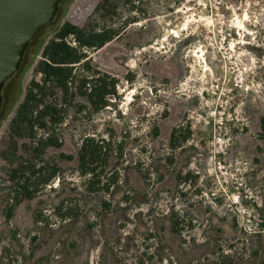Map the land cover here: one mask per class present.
Listing matches in <instances>:
<instances>
[{
    "label": "rangeland",
    "instance_id": "rangeland-1",
    "mask_svg": "<svg viewBox=\"0 0 264 264\" xmlns=\"http://www.w3.org/2000/svg\"><path fill=\"white\" fill-rule=\"evenodd\" d=\"M53 40L88 89L40 129L16 119L62 98ZM1 93L0 264H264V0H61ZM108 133L118 182L88 190L82 140Z\"/></svg>",
    "mask_w": 264,
    "mask_h": 264
},
{
    "label": "trees",
    "instance_id": "trees-1",
    "mask_svg": "<svg viewBox=\"0 0 264 264\" xmlns=\"http://www.w3.org/2000/svg\"><path fill=\"white\" fill-rule=\"evenodd\" d=\"M62 34H76L79 39L80 46L102 44L109 40V37L104 35H95L98 39L82 40L79 36L77 28L70 24H65L62 28ZM50 58L47 63L46 72L50 76L56 78V87H59L63 95L61 100H53L44 104V109H39L38 99L31 91H29L18 109V117L16 121H21L27 126H37L40 129H45L48 122L59 123L64 119V108L62 104L66 101H71L73 95V88L77 90L83 89V94L88 89L87 80L82 76L81 72H77L76 64H81L83 58L77 47L72 46L65 40H53L50 44ZM82 67L88 68V63L85 61ZM77 82V84H76ZM67 95L70 97L67 99ZM48 117V118H47ZM264 128V120L262 121ZM46 139H49L47 137ZM55 145H60L58 141H54ZM121 151L120 145L116 141L112 133L106 135L89 134L83 140L78 153L79 171L84 179V185L88 190H97L103 192H110L118 182L117 172L107 174L105 173V166L108 163L110 156L119 154ZM121 154V153H120ZM23 191L28 192L32 196L27 184L22 185ZM19 201L16 197V202ZM14 204L9 207V216L12 214Z\"/></svg>",
    "mask_w": 264,
    "mask_h": 264
},
{
    "label": "water",
    "instance_id": "water-1",
    "mask_svg": "<svg viewBox=\"0 0 264 264\" xmlns=\"http://www.w3.org/2000/svg\"><path fill=\"white\" fill-rule=\"evenodd\" d=\"M61 0H0V109L6 79L19 69L31 39L52 21Z\"/></svg>",
    "mask_w": 264,
    "mask_h": 264
},
{
    "label": "built area",
    "instance_id": "built-area-1",
    "mask_svg": "<svg viewBox=\"0 0 264 264\" xmlns=\"http://www.w3.org/2000/svg\"><path fill=\"white\" fill-rule=\"evenodd\" d=\"M252 196L255 197L256 199H259L258 195L255 196L254 194H252Z\"/></svg>",
    "mask_w": 264,
    "mask_h": 264
}]
</instances>
